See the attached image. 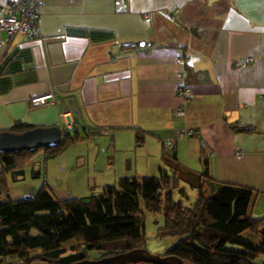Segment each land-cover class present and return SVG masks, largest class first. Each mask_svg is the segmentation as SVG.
I'll use <instances>...</instances> for the list:
<instances>
[{"label":"crops","instance_id":"0c3cea01","mask_svg":"<svg viewBox=\"0 0 264 264\" xmlns=\"http://www.w3.org/2000/svg\"><path fill=\"white\" fill-rule=\"evenodd\" d=\"M177 9L188 27L165 17ZM40 30L0 46V132L16 122L63 131L65 113L88 137L8 173L0 202L19 200L21 182L84 199L124 177L172 174L192 197L206 156V196L224 183L252 188L248 213L264 217V0H51ZM181 85L188 100L177 97ZM50 93L57 104L33 107Z\"/></svg>","mask_w":264,"mask_h":264},{"label":"trees","instance_id":"16d2710c","mask_svg":"<svg viewBox=\"0 0 264 264\" xmlns=\"http://www.w3.org/2000/svg\"><path fill=\"white\" fill-rule=\"evenodd\" d=\"M180 13L172 23L188 27L181 23ZM183 60L188 59L183 56ZM74 127L75 122L66 128L73 133L62 131L56 147L0 153V195L9 197L8 173L24 168L40 153L47 160L58 158L87 139ZM34 128L16 122L9 132ZM208 160L203 156V172L194 175L195 185L190 183L195 191L192 197L181 185L185 179L172 174L124 177L84 199H56L44 182L33 196L0 202V264L10 257L22 260L19 264H74L89 259L91 251H97L101 259L147 249V214L154 215L158 224L157 216L162 219L157 238L177 240L162 256L177 257L186 264H259V259L264 264V217L256 219L248 213L255 190L224 183L206 196L213 185ZM71 240L74 244L66 248Z\"/></svg>","mask_w":264,"mask_h":264},{"label":"built area","instance_id":"2783aa9c","mask_svg":"<svg viewBox=\"0 0 264 264\" xmlns=\"http://www.w3.org/2000/svg\"><path fill=\"white\" fill-rule=\"evenodd\" d=\"M51 0H11L0 8V46H6L15 39L21 37L27 41L36 40L41 37L40 19L43 8ZM179 10L166 12L165 17L174 22ZM146 23L151 22V15L145 14ZM252 62V60H249ZM191 94V88L181 85L177 90V97L183 100H188ZM59 102L57 96L53 93L37 96L32 98L33 107H43L54 105ZM183 107L178 108V115H183ZM61 118L65 119V127L71 129L74 125V118L70 114H61ZM181 137L193 136L192 130H187L180 133ZM165 146L169 149L174 148V141L167 140ZM240 156L241 152H237Z\"/></svg>","mask_w":264,"mask_h":264},{"label":"water","instance_id":"95a60500","mask_svg":"<svg viewBox=\"0 0 264 264\" xmlns=\"http://www.w3.org/2000/svg\"><path fill=\"white\" fill-rule=\"evenodd\" d=\"M142 46L145 44L142 43ZM135 46V43L128 44ZM62 131L57 126L36 127L23 133L3 131L0 133V153H18L42 148H53L61 143ZM186 264L173 256H157L147 249L133 250L95 260H83L74 264ZM48 264V263H35Z\"/></svg>","mask_w":264,"mask_h":264},{"label":"rangeland","instance_id":"374dc122","mask_svg":"<svg viewBox=\"0 0 264 264\" xmlns=\"http://www.w3.org/2000/svg\"><path fill=\"white\" fill-rule=\"evenodd\" d=\"M63 131H71L67 130L66 128L63 129ZM22 185V188L19 189L17 192L13 191L12 197L14 199H21L25 197H30L29 195H35L33 194L31 189H33L32 185L25 184L24 182L19 183L18 185ZM37 184V183H36ZM24 193V194H23ZM26 195V196H25ZM6 196H0V201H3ZM159 219V224L156 220V217L154 215L147 214L146 219V232H147V250H149L152 254L157 256H162L166 253L168 249H170L172 246H174L177 243L176 239L168 238V239H159L156 237V232L162 226V219L157 216ZM249 234H245V237L248 238ZM250 236V235H249ZM257 236L253 235V238L255 239ZM258 238V237H257ZM258 240V239H257ZM72 244H74V240H71L65 244L66 248H69ZM99 258V253L97 251H91L89 252V260H95ZM22 260L18 259L17 257H10L5 263L3 264H19ZM259 264L261 263V260L259 259L257 261Z\"/></svg>","mask_w":264,"mask_h":264}]
</instances>
